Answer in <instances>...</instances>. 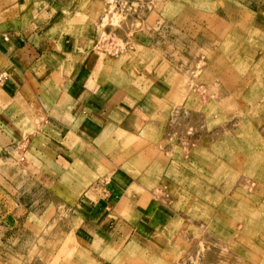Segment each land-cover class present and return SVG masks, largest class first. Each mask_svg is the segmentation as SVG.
Instances as JSON below:
<instances>
[{
  "label": "rangeland",
  "instance_id": "1",
  "mask_svg": "<svg viewBox=\"0 0 264 264\" xmlns=\"http://www.w3.org/2000/svg\"><path fill=\"white\" fill-rule=\"evenodd\" d=\"M84 1L91 47L131 55L161 104L142 136L148 225L116 252L90 244L78 201L33 180L0 205V264H264V0Z\"/></svg>",
  "mask_w": 264,
  "mask_h": 264
},
{
  "label": "crops",
  "instance_id": "2",
  "mask_svg": "<svg viewBox=\"0 0 264 264\" xmlns=\"http://www.w3.org/2000/svg\"><path fill=\"white\" fill-rule=\"evenodd\" d=\"M84 2L0 0V74L8 76L0 84V205L17 209V187L40 180L78 201L88 243L116 252L148 225L137 217L154 194L146 180L160 178L145 167L142 136L158 127L151 121L161 104L136 90L142 74L131 55L91 47L98 30ZM261 12L249 27L257 36Z\"/></svg>",
  "mask_w": 264,
  "mask_h": 264
},
{
  "label": "built area",
  "instance_id": "3",
  "mask_svg": "<svg viewBox=\"0 0 264 264\" xmlns=\"http://www.w3.org/2000/svg\"><path fill=\"white\" fill-rule=\"evenodd\" d=\"M110 52L113 56H118L119 51L117 48H113V44H110ZM8 79V76L6 74H0V84H3Z\"/></svg>",
  "mask_w": 264,
  "mask_h": 264
}]
</instances>
